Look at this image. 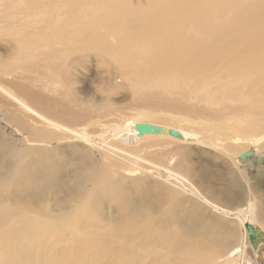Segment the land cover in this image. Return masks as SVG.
<instances>
[{
  "label": "bare ground",
  "instance_id": "1",
  "mask_svg": "<svg viewBox=\"0 0 264 264\" xmlns=\"http://www.w3.org/2000/svg\"><path fill=\"white\" fill-rule=\"evenodd\" d=\"M91 51L115 75L109 90L125 87L149 105L159 96L169 124L152 123L144 100L130 122L118 114L108 124H62L68 92L55 99L42 91L62 93L66 57ZM28 73L41 76L37 90ZM214 77L238 88L215 87L213 98ZM11 107L21 112H3L10 133L20 132L21 115L31 130L20 148L0 140V264H72V251L98 249L107 264H264V206L254 199L264 184L241 181L228 195L236 203L152 161L192 143L221 152L239 172L264 170V0H0V109ZM196 107L227 110L215 135L191 134L203 124ZM64 212L71 216L59 218ZM71 218L80 228L65 224ZM245 223L262 237L257 247ZM67 229L82 242L65 241Z\"/></svg>",
  "mask_w": 264,
  "mask_h": 264
},
{
  "label": "rangeland",
  "instance_id": "2",
  "mask_svg": "<svg viewBox=\"0 0 264 264\" xmlns=\"http://www.w3.org/2000/svg\"><path fill=\"white\" fill-rule=\"evenodd\" d=\"M159 45L161 46V44ZM94 53H95L94 51L89 52V54L86 53L85 57L83 56L84 54L78 57L74 53L68 55L65 60V67H67L66 68L67 71L64 70L66 89H64L62 93H58V92L52 93L49 90L42 91V93L46 97L52 98V95L54 94L53 98L55 99H59L57 98V96L59 97L60 95L65 96V94L63 93L68 92L67 95L69 96L68 99L71 103V106L69 109L62 111L60 115V122L62 124H69L76 122L82 123L83 121H85L84 124H89L97 120L101 121L103 124H108L112 120L114 121L118 120V114H121L122 120H120V122L123 121L130 122L131 120L128 119H131L133 117V114L143 110V109H137L134 104L138 100L146 101V97L131 96L128 93L127 89L122 86L118 90L108 89V86L112 82L108 81L107 77L113 80L115 75L107 73V71L103 68V66L100 65V63H98L96 54ZM240 54L242 57H244L245 55L243 50L240 51ZM218 74L221 76H226L223 73H218ZM13 75L15 76L14 81L16 83L18 82L23 83V80L20 76L18 77L15 73H13ZM35 76L39 77L40 75H35L30 73H28L27 75L28 77L27 81L32 86L33 90H37L35 85V81H36ZM39 78H41V76ZM68 86H69V90H68ZM213 86L214 89L210 93L213 98H217L215 95V87H218L223 91H225L226 88H238L233 81H231L230 84L226 82H221L215 77H214ZM224 96L228 98L231 95L227 92H224ZM146 102L148 103V106L145 107L146 112L145 111L142 112L145 115L148 113L146 117L151 119L152 123L160 124V125L169 124L165 118L161 117L164 114V112H167L166 110L167 106L159 96L153 97L152 105H149V101ZM39 105L40 106L45 105L44 98L39 101ZM2 107L5 108L6 104H4ZM196 108L197 109L194 112H192V115L198 116L203 124L198 132L191 131V134H197L198 136H203V134L208 136L215 135L216 132L215 126L218 125L223 119H226L228 117L227 110H225L224 112L226 114H223L221 112V109L217 107H212V108L196 107ZM1 109H0L1 122L3 121L1 120L3 117V112H6L7 114H10V112H16V113L21 112V110L16 109L14 107H11L9 108V110L6 111L3 108ZM176 111L177 110H173L171 111V113H175ZM250 116L248 117V119L250 118ZM25 118H26L25 115H21L17 119L18 123H22L23 121L25 122L24 125L21 127L20 132L19 133L13 132V134L10 133L11 130L10 127L6 125V123L3 121L1 124L4 126L3 128L4 134L1 135L0 140L9 143L16 142L17 147L20 148V144H19L20 140L26 137L28 135V132L31 130V126H29L31 120ZM261 122L262 120L259 123ZM10 125H12V123H10ZM37 126L39 125L37 124ZM180 127L184 129L186 127V124L183 123ZM33 131L39 133L36 130ZM228 140H230L229 137ZM167 145L168 143H166V146ZM124 149L126 150V146H117L114 151L119 153L124 158H129L130 155L125 153ZM152 158H153L152 161L156 163L157 166L169 165L170 166L169 172H175L177 170L176 172H181L183 174V177L185 176L184 172H186L191 177L190 181L183 178L188 185L191 186L193 184L196 186H200L204 188L206 192H209L211 194L215 190H222L221 193L222 195L226 193L225 194L226 197L232 199L234 202L236 201V203L238 202V198L233 199L232 197L234 194L238 193V184L239 185L248 184V186L250 187L251 185H253V181H258L262 185L264 184V170L256 171L253 168H247L245 171L242 170L241 172H239L236 163H227V160L229 158L228 157L225 158V156L221 152L201 145L189 143L182 150L169 148L164 153L162 152L158 155H154L152 156ZM111 159L113 161L118 162V159L114 156H112ZM220 167H222L220 169L222 173L219 172L217 175H212L213 174L212 172L215 170V168H220ZM259 173H262V175H258ZM225 176L228 177L230 180H234L235 183L228 181L226 185L222 184V179L225 178ZM241 181L242 184L240 183ZM244 187L246 186H243L242 189H244ZM259 194L260 196H256L254 199L256 202H258L256 203V206L260 208V206H264V200H262L264 198V192L261 191ZM228 195H231L232 197ZM47 205L54 206V204L51 202L48 203ZM30 211L34 213V211L32 210ZM57 213H59V210H57ZM58 216L59 218H65V217H70L71 215L68 212H64L59 214ZM68 223H70L68 227L78 226L80 228L81 225L77 221L74 222L72 218L68 220L65 224ZM29 224L35 225L36 222L30 221ZM68 230L69 229H67L66 234L63 237L65 241L74 239L77 242H82V235L81 237H79L76 235V233L69 234ZM72 231L74 230L72 229ZM238 233H239V229H238ZM261 238L260 237L258 238V243H260ZM245 242L246 241L244 240V243ZM250 247L253 248V246L249 241L247 248H243L242 251L243 257L251 255ZM255 247H257V244H255ZM73 253L76 254L70 259V262L72 264L76 263L80 257L86 259H94L96 260V264H107L106 260L109 256L108 253L102 254L100 249H98L97 252L88 250L86 254H82V252L78 253L72 251L71 254ZM71 254L68 256V260ZM238 264H244L242 262V257L238 258Z\"/></svg>",
  "mask_w": 264,
  "mask_h": 264
},
{
  "label": "water",
  "instance_id": "3",
  "mask_svg": "<svg viewBox=\"0 0 264 264\" xmlns=\"http://www.w3.org/2000/svg\"><path fill=\"white\" fill-rule=\"evenodd\" d=\"M244 227L249 235L250 241L255 245L258 242V232L248 223H245Z\"/></svg>",
  "mask_w": 264,
  "mask_h": 264
}]
</instances>
